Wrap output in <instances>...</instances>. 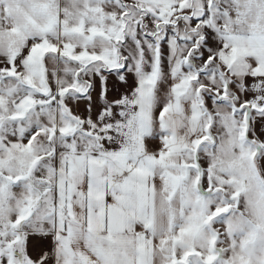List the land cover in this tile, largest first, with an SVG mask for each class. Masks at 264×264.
Segmentation results:
<instances>
[{
	"label": "snow or ice",
	"instance_id": "obj_1",
	"mask_svg": "<svg viewBox=\"0 0 264 264\" xmlns=\"http://www.w3.org/2000/svg\"><path fill=\"white\" fill-rule=\"evenodd\" d=\"M0 264H264V0H0Z\"/></svg>",
	"mask_w": 264,
	"mask_h": 264
}]
</instances>
